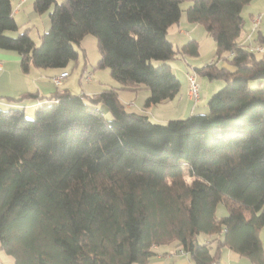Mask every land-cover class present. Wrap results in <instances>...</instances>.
Wrapping results in <instances>:
<instances>
[{
    "label": "trees",
    "instance_id": "1",
    "mask_svg": "<svg viewBox=\"0 0 264 264\" xmlns=\"http://www.w3.org/2000/svg\"><path fill=\"white\" fill-rule=\"evenodd\" d=\"M181 1L33 0L39 13L53 6L36 44L26 28L9 34L18 30L12 0H0V48L16 51L24 72L66 70L91 33L96 67L118 82L97 93L59 89L32 118L0 104V248L14 264H148L154 245L172 242L193 264H213L224 247L264 264V89L249 85L264 79V52L237 41L250 0L185 8L215 42L214 58L194 71L225 80L207 112L154 122L118 95L147 89L149 106L178 93L172 62L199 54L195 39L174 47L168 38ZM24 96L34 95L7 98ZM220 201L227 213L216 216Z\"/></svg>",
    "mask_w": 264,
    "mask_h": 264
},
{
    "label": "crops",
    "instance_id": "2",
    "mask_svg": "<svg viewBox=\"0 0 264 264\" xmlns=\"http://www.w3.org/2000/svg\"><path fill=\"white\" fill-rule=\"evenodd\" d=\"M241 14L244 17V27L237 37V41L241 43H250L256 42L255 38L258 34L264 35V0H250L246 4L243 5L241 9ZM260 14L261 20L257 29L252 30L251 26V17L253 15ZM12 15L18 24V31L20 27L27 29L29 35L32 37L34 42L37 44L40 40L41 33L45 32L50 26V19L47 15H43V13H39L34 9L33 1L29 2L28 0H12ZM199 24L197 22H190L186 15L184 19H182L180 15L179 21L176 23L177 28L174 29V25L172 24L168 28L167 35L170 34L173 39L170 40L174 47L181 46L183 43L187 42L190 39H195L198 42V51L201 48V39L197 38L196 35L199 34ZM183 25V26H181ZM22 29V30H23ZM35 32V33H34ZM34 33L35 35H33ZM10 34V33H9ZM249 34V36H248ZM208 36V35H207ZM35 37V38H34ZM169 38V36H168ZM205 38H208L205 36ZM178 41V42H176ZM258 42V41H257ZM200 53V52H199ZM260 56V54H258ZM188 57H179L174 61H177L180 67L184 68L185 72H187V68L189 67ZM214 58V56H213ZM173 63V62H172ZM218 64L224 65L229 69H233V66L227 63L225 60H219ZM0 95L1 102L0 104L4 107L15 105L21 107V103L16 100H11L7 98L11 97H19L22 93H32L34 96H24L22 99L27 98L21 107L24 112L29 109L31 113H33V105L44 101L41 97H45L59 89H67L71 91L67 86H62L64 84V79L70 75V70L68 69V64L64 69L68 70L69 73L67 76H64L62 79V83L59 86H55L52 83L51 77L58 74L62 69L59 68H42L31 66L27 72H24L20 67V55L13 50H6L0 48ZM77 66V63H73L71 68ZM174 65L171 64V68L173 70ZM86 68V67H85ZM86 72L88 70H85ZM91 72V71H89ZM174 72V71H173ZM85 73V72H84ZM91 72L90 80H86L88 82H95V79ZM98 80V83H91L89 90H86V93H97L106 88L101 81ZM97 82V81H96ZM118 85V83H117ZM116 86V85H113ZM184 88V90H182ZM139 90L145 89H119L118 95L120 100L125 104L126 108H132L133 105L137 109L142 111L143 107H145L143 113L146 114V109H149V106H144L140 108L139 104H135L133 98H123L120 94L121 91H127L136 97V92ZM73 92V91H71ZM75 93V92H74ZM127 97V96H126ZM146 98V97H145ZM144 98V100H145ZM169 101L174 102V106L179 108L184 115H190L193 113H205L208 110L207 104L198 105V102H194L187 95V86L182 87L180 85V89L178 93ZM133 102L132 104H129ZM139 111V110H138ZM215 234L210 235H202L198 236L200 241H207L212 243V238ZM262 241V239H261ZM263 243V242H262ZM263 245V244H262ZM154 254L150 257L148 264H193L187 256L183 253V251L175 246V243L162 244V245H154L153 246ZM222 264H230V262L238 261V257L236 253L231 251L229 248L224 247L222 249L221 257L218 259ZM0 264H14L13 257L6 253L3 249L0 248ZM135 264V263H133Z\"/></svg>",
    "mask_w": 264,
    "mask_h": 264
},
{
    "label": "rangeland",
    "instance_id": "3",
    "mask_svg": "<svg viewBox=\"0 0 264 264\" xmlns=\"http://www.w3.org/2000/svg\"><path fill=\"white\" fill-rule=\"evenodd\" d=\"M29 2H32L33 0H28ZM191 3V0H182L180 3L181 8V17L184 19L185 17V8ZM51 7L43 13V15H47V13L51 10ZM261 20V18H260ZM260 21L256 24L254 29H257L259 26ZM183 26V25H181ZM177 28V25H174V29ZM23 27H20V30H22ZM199 34L196 35L197 38L201 39V48L199 50V54L195 57H188L189 60V67L187 68L188 72L195 73L196 81L198 83V91H199V104L198 105H204L206 104L208 98L211 96L213 92L221 88L225 84V80L222 78H213L209 79L206 75L201 74L199 72L194 71L195 68H200L201 66H204L207 62H209L211 59H213L214 53H215V42L212 39V37L207 33L205 28L202 24H199ZM17 31H9L10 35L13 36L17 34ZM35 33V32H34ZM32 33L33 35H35ZM208 35V36H207ZM169 39H173L171 32L168 35ZM208 37V38H205ZM35 38V37H34ZM173 42L175 43L174 39ZM178 42V41H176ZM39 43V41H38ZM37 43V44H38ZM80 46L84 49L83 51L79 49L77 46L76 49L78 52V62L77 66L71 68L72 64L69 65L68 69L70 70V75L64 79V84L62 86H67L71 91L75 93H81V92H87L86 90H89L91 83H98V80L104 83L105 86L110 87L113 85H117V81L110 75L108 68H99L96 67L97 61L100 57L98 46H97V40L96 37L91 34L87 33L83 36V38L80 40ZM83 52L85 54V63H86V70L91 71L93 74V81L95 82H88L81 78V69L82 65L84 64V57ZM174 65L173 71L174 74L177 76V78L180 80V83L182 84V87L187 86L188 88V81L186 77V72L184 68L180 67L179 63L177 61H173L172 63ZM69 73V71H68ZM97 81V82H96ZM249 85L251 88L261 87L264 89V79L261 80L260 84L257 83V80H250ZM184 90V88L182 89ZM148 90H139L136 92V97H134L133 94L127 92V91H121L120 94L123 98H133V101L135 104H139L140 108L144 105V98L148 95ZM127 96V97H126ZM21 103V107H23L24 102L27 101V98L19 99L18 100ZM17 101V102H18ZM130 104V103H129ZM36 108V103L33 105V113L29 111V109L26 110V117L32 118L34 116V110ZM145 107H143L142 111L140 109H137L135 105L132 106V108H129L130 110L138 111L140 113H143ZM146 114L148 115L149 119L154 122H165L169 119L173 118H184L187 115H184L182 111L174 106L173 101L163 100L158 103L151 104L149 109H146ZM227 213L226 206L223 202H219L216 205L215 208V215L216 216H222ZM259 236L262 239V246L264 249V224L261 226L259 230ZM238 261L230 262V264H252V262L245 256L237 255Z\"/></svg>",
    "mask_w": 264,
    "mask_h": 264
},
{
    "label": "built area",
    "instance_id": "4",
    "mask_svg": "<svg viewBox=\"0 0 264 264\" xmlns=\"http://www.w3.org/2000/svg\"><path fill=\"white\" fill-rule=\"evenodd\" d=\"M260 18H261L260 14L253 15L251 17L252 30H254V27L260 21ZM248 36H249V34H248ZM249 48L252 51H254L255 53H263L264 52V44L260 43V42H251L250 41ZM0 68H1V65H0ZM67 75H68L67 70H61L58 74L51 77L52 83L55 86L61 85L63 77L67 76ZM186 77H187V81H188L187 95L194 102H198L199 91H198V83L196 81L195 73H191V72L187 71ZM81 78H83L84 80H90L91 72L87 71V72L83 73ZM132 103L133 102H130V104H132ZM213 264H222V263L219 260H215V261H213Z\"/></svg>",
    "mask_w": 264,
    "mask_h": 264
}]
</instances>
